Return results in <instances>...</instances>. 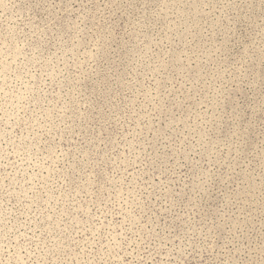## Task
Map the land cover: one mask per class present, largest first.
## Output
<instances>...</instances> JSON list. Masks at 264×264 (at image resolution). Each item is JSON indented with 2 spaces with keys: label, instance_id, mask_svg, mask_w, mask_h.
<instances>
[{
  "label": "clouds",
  "instance_id": "obj_1",
  "mask_svg": "<svg viewBox=\"0 0 264 264\" xmlns=\"http://www.w3.org/2000/svg\"><path fill=\"white\" fill-rule=\"evenodd\" d=\"M0 264H264V0H0Z\"/></svg>",
  "mask_w": 264,
  "mask_h": 264
}]
</instances>
